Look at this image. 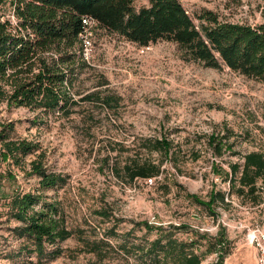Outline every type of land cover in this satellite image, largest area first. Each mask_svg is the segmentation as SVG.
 <instances>
[{
  "label": "rangeland",
  "instance_id": "374dc122",
  "mask_svg": "<svg viewBox=\"0 0 264 264\" xmlns=\"http://www.w3.org/2000/svg\"><path fill=\"white\" fill-rule=\"evenodd\" d=\"M179 1L190 15L210 9L230 21H264V0ZM148 2L133 0V5L139 8ZM11 12L9 2L0 8L4 17L12 18ZM87 36V66L78 75L76 97L91 92L114 95L119 97L118 106L110 109L83 100L70 120L45 125L33 123L35 112L28 108L1 102L0 127L12 123L16 136L38 143L48 170L62 173L66 181L39 189L38 178L27 174L26 163L33 155L18 166L0 159V172L9 169L15 176L0 180V211L14 192H38L47 201H56L76 233L112 245L126 238L135 242L154 238L155 232L141 224L144 221L185 223L196 230L194 237H206L200 249L205 251L210 237L224 228L231 250L223 264H255L251 237L257 229L264 231V194L259 202L228 195L211 214L185 193L206 200L212 189L227 192L229 165L241 163L245 152L264 151V85L227 67L185 60L176 45L165 40L139 46L95 23ZM211 135L215 143L223 142L220 155L208 142ZM160 137L170 142L169 151L147 152L145 143ZM136 156L160 164L161 171L151 182L142 178L126 182L110 170ZM258 186L264 188V180ZM101 209L108 218L96 214ZM16 224L0 214V264H96L91 254L80 251L83 243L76 238L60 244L64 249L60 257L38 263L23 246L25 239L11 231ZM178 236L187 239L192 234ZM132 259L123 257L118 264H140ZM216 260L217 254L210 253L203 264Z\"/></svg>",
  "mask_w": 264,
  "mask_h": 264
},
{
  "label": "trees",
  "instance_id": "16d2710c",
  "mask_svg": "<svg viewBox=\"0 0 264 264\" xmlns=\"http://www.w3.org/2000/svg\"><path fill=\"white\" fill-rule=\"evenodd\" d=\"M6 2L11 5L12 18L0 13V103L5 101L35 112L33 123L47 125L50 120H70L83 100L98 101L110 109L118 106L119 97L114 95L91 92L76 97L78 75L87 66L81 39L85 17L139 46L165 40L174 43L185 60L210 68L227 67L264 85V21H230L210 9L190 15L179 0H149L148 5L139 8L133 0H0V8ZM215 140L211 135L208 142L220 155L223 142ZM145 148L149 153H166L170 142L163 137L150 139ZM27 155H33L26 163L27 174L38 178L39 189L65 183V175L48 170L45 151L38 143L16 136L12 123L1 124L0 159L18 166L25 164ZM241 159V163H231L225 174L230 183L227 192L212 189L206 200L190 192L185 197L211 214H215L214 205L225 204L231 194L259 202L264 194V188L258 186L264 180V151L245 152ZM7 170L0 172V180L15 178ZM110 170L126 182L152 179L161 171L159 163L137 156L129 157L119 169L112 165ZM1 207L0 214L7 221L18 223L11 231L25 239L23 246L38 263L60 257L64 250L60 244L70 238L82 242L80 251L91 254L96 264H118L123 257L140 264H203L210 253H216L217 260L207 264H223L231 250L225 229L220 228L210 237L205 251H200L206 237H194L196 230L185 223L153 225L144 221L141 224L147 231H154L155 236L142 242L126 238L112 245L104 239L89 240L67 225L56 201H47L38 192H14ZM96 214L109 217L103 209ZM179 233L192 236L184 239Z\"/></svg>",
  "mask_w": 264,
  "mask_h": 264
},
{
  "label": "built area",
  "instance_id": "2783aa9c",
  "mask_svg": "<svg viewBox=\"0 0 264 264\" xmlns=\"http://www.w3.org/2000/svg\"><path fill=\"white\" fill-rule=\"evenodd\" d=\"M82 22L86 25L83 33L81 34L84 50H86L90 45V40L88 39L87 36L88 29L91 26V24H94L95 22L93 19L86 17L82 19ZM145 181L151 182L152 179H145ZM251 243L254 245L256 249L255 264H264V231L257 229L256 233H254L253 236L251 237Z\"/></svg>",
  "mask_w": 264,
  "mask_h": 264
}]
</instances>
